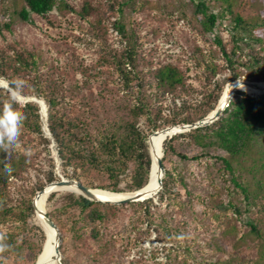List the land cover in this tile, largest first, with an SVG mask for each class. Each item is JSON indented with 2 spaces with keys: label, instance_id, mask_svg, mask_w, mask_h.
Wrapping results in <instances>:
<instances>
[{
  "label": "rangeland",
  "instance_id": "1",
  "mask_svg": "<svg viewBox=\"0 0 264 264\" xmlns=\"http://www.w3.org/2000/svg\"><path fill=\"white\" fill-rule=\"evenodd\" d=\"M197 1L56 0L46 15L30 13L24 20L18 14L24 0H0V24L10 25V30L2 27L0 58L8 56L14 62L22 54L37 63L32 70L7 69V74H0V89L20 105L37 101L42 124L40 134L20 128L11 149L5 150V145L0 153L1 160L26 163L24 170L9 178L12 204L28 199L34 191L32 202L37 188L50 183V175L89 182L91 188L112 185L102 170L88 164L61 165L48 129V105L35 96L36 91L58 98L60 111L80 131L87 126L120 134L125 122L132 121L129 105L140 94L126 92L114 57L131 48L142 78L148 80L151 70L170 63L184 76L185 89L161 92L152 87L144 92L151 103L147 114L135 119V128L150 136L154 125L165 124L173 115L181 113L198 121L212 89L231 82L232 69L216 44V35L227 51L238 49L239 79L256 81L264 74V47L253 38L264 37L263 33L237 31L234 38L228 28L230 12L250 21L264 18V0H204L209 10L222 15L212 33L202 28V16L195 11ZM202 61L216 64L217 73L199 66ZM8 75L18 90L10 86ZM205 132L204 144L189 134L176 137L170 142L174 151L164 156L166 135L161 173L165 186L152 198L149 215H144L142 206L127 203L97 204L79 215L70 203L83 194L68 188L47 193L44 209L61 231L62 264H264V134L255 137L245 154L233 157L218 146L211 130ZM92 141H83L84 149L92 148ZM145 155L146 160V149ZM222 157L230 160L232 171ZM135 166L132 162L121 177L118 191H133L138 181L148 179L146 162L138 175ZM96 212L103 220L94 217ZM32 221L44 234L43 248L47 237L36 208ZM4 229L19 231L15 225ZM30 252L24 250L26 260ZM4 260L14 263L11 258Z\"/></svg>",
  "mask_w": 264,
  "mask_h": 264
},
{
  "label": "trees",
  "instance_id": "2",
  "mask_svg": "<svg viewBox=\"0 0 264 264\" xmlns=\"http://www.w3.org/2000/svg\"><path fill=\"white\" fill-rule=\"evenodd\" d=\"M24 1L25 5L18 11V14L24 20L29 19L30 13L46 15L53 9L56 2V0ZM227 6L229 5L227 4ZM195 11L196 14L202 16L201 24L205 32L212 33L215 26L219 24L220 19L222 18L221 13L209 10V7L204 0L197 1ZM229 11L231 10L229 9ZM230 13L232 17L228 28L231 36L234 38H237V31L251 33V31L254 32V30H259L264 35V18L259 21H250L243 18L241 15L236 13L233 14L232 12ZM2 27L10 30V25L8 23H4L3 25L0 24V34H2ZM119 28L120 31H123L122 26H119ZM238 38L243 39L242 36ZM253 38L260 43V47H264V37ZM214 39L219 46L224 59L232 69L229 81L239 79L241 73L235 66L238 61L237 57H239L238 49L232 48L230 51H227L222 40L217 35ZM114 59L115 71H117L118 76L121 78L122 86L126 92L135 91L140 94L139 97L133 99V102L131 101L129 108L132 121L125 122L123 125V131L120 134H117L115 130H97L96 128L90 130L87 126L84 131H80L74 121L64 117V112H61L59 108L58 98L47 96L39 90L35 92V96L42 97L48 105V129L57 145L61 165L66 167L69 165L77 166L88 164L92 168L102 170L107 178L112 181V185L103 186L101 188L118 191L117 185L120 183L121 177L125 174L132 162L136 164V175L140 173V168L144 161L147 165V175L151 167V159L147 151L148 136L143 135L141 131L135 128V119L140 115L147 114L148 108L150 107L151 101L148 97H145L144 92L148 89H152V87L161 92L183 91V89H185V80L178 67L170 63L160 65L154 70H151V80L142 78L141 74L143 71L138 69L137 63H135V54L131 48H128L125 55L121 54L117 56V58L114 57ZM36 65L35 58H27L22 54H18L16 58H14V62L8 56H1L0 74H7V69H10L11 72H13V70L17 68L16 66H19L18 69L26 68L27 70H32ZM198 65L203 69L208 70L212 75H215L219 69L216 64L206 63V61H202V63H198ZM7 79L9 80L10 86L15 90H18V87L13 81V77L8 75ZM257 80H264V74L257 78ZM222 89L223 87L212 89L211 92L213 93L212 95H208L210 96V100L207 101L205 112L201 117H204L208 112L213 111ZM232 97L229 105L223 110L222 114L210 125L193 128L187 133H176L168 140H165L163 144L164 156L167 155L169 151H174L170 142L176 137L184 136L185 134L192 135L195 141L204 144V134L206 133V130H211L213 134L212 136L216 140L218 146L225 150L229 155L237 157L241 154H245L255 137L264 134V94L254 97L243 90H236ZM10 100L14 102L12 104L14 114L22 117V126L20 128L32 133H42L41 112L38 102L27 101L24 105H20L7 92H4L1 89L0 118H2L4 108L9 104ZM182 103L184 102L182 101ZM180 114L173 115L170 119H167L166 123L163 125H154L152 132L159 128L161 129L162 126L191 124L196 121L194 118L188 116L182 117ZM77 128L78 131L76 130ZM92 135H95V139ZM89 138L93 139L92 145L94 144V146L90 149H84L83 141ZM3 148L4 147H0V153ZM145 149L148 154V159L146 158V160ZM142 160L144 161L142 162ZM222 161L224 162L226 169L232 171L233 168L230 160L227 157H222ZM25 164L26 163L23 159H17L15 162L0 159V264H5L6 261L4 259L9 258L14 262L13 264H34L42 249L44 234L40 227L32 221L35 208L31 202V198L35 192L33 191L30 193L28 199L19 201L15 205L11 203L9 194L7 193L9 178L11 175L18 174V172L24 170ZM233 177L232 180H234L236 186L243 189ZM56 179H58L57 176L50 175L48 177L49 182ZM146 181L147 178L143 181H138L134 189L142 187ZM82 183L86 186L92 187L89 182ZM162 184L165 186L163 178ZM42 188L43 185L37 188V190ZM243 190L246 191V189ZM54 193L55 192H52L49 197L53 196ZM156 194L143 201H133L128 202L127 204L140 205L144 208V215H149V205L152 203V198ZM245 197H247V193L245 194ZM162 198L163 196H161L160 202L163 201ZM97 204L110 205L106 202L102 203L100 201L90 200L83 195L78 196L72 203H70L72 207H76L79 210V215L87 210H92L93 206ZM155 207H157V205H155ZM79 217L80 216L77 218ZM94 217L98 218L97 220L99 221L104 218L101 213L97 212L94 213ZM90 218L92 219L93 217ZM56 224L58 225L57 222ZM12 225H15L19 231L14 232L13 230L10 231L4 229L5 227ZM251 228L255 229V226L251 225ZM26 248L31 250L28 260L24 258L25 255L23 254Z\"/></svg>",
  "mask_w": 264,
  "mask_h": 264
},
{
  "label": "bare ground",
  "instance_id": "3",
  "mask_svg": "<svg viewBox=\"0 0 264 264\" xmlns=\"http://www.w3.org/2000/svg\"><path fill=\"white\" fill-rule=\"evenodd\" d=\"M261 85L264 86V82H262ZM239 89H242L243 91L249 94H257V93L264 92V91L254 89L252 87H249L243 84L239 86ZM234 90H236V88L232 87L231 82L226 84L218 100L217 106L218 107L225 106V101L228 98H230V96H232V93ZM42 105L44 106V104ZM209 115L211 114L209 113ZM171 134H173V132ZM171 134H167V135H171ZM165 137L166 135H163L159 132H153L150 136H148V139H147V151L151 159V169H150L148 179L145 182V184L148 182L145 189L154 190V193L152 195H154L161 187L158 179L162 171L159 168L158 160L159 158H162L163 156L162 155V143ZM66 188L80 192L74 185L66 187ZM54 189H60V188H54V187L50 188L48 186L44 189V191L39 192L34 197V206L38 210L40 216L42 217L43 230L47 237V244H46V247L44 248V253L42 256L44 259V264H59L58 256L55 251L56 243H57L56 231L52 226H50L46 222L42 214V211H45L44 209L45 196L47 193H49L50 191ZM133 191H112V190L102 189V188H92V192L94 193V196L103 201H106V200L114 201L116 199H120L132 193Z\"/></svg>",
  "mask_w": 264,
  "mask_h": 264
},
{
  "label": "water",
  "instance_id": "4",
  "mask_svg": "<svg viewBox=\"0 0 264 264\" xmlns=\"http://www.w3.org/2000/svg\"><path fill=\"white\" fill-rule=\"evenodd\" d=\"M261 81H255V80H247V79H236L235 81H231V85L232 87H235L236 90H242L239 89V86L241 84L252 87L254 89L260 90V91H264V86L261 85ZM235 90V91H236ZM231 99H227L225 101V106H221L218 107L216 106L213 111L210 113L211 115L207 114L204 117H202L201 119H199L198 121L191 123V124H176V125H171V126H166L163 127L161 129H157L153 132H159L163 135H167V134H171L173 132V134L169 135L168 138H170L172 135L176 134L175 132L178 131V133L190 130L191 128H197L200 126H206L211 124L212 122H214L215 120L218 119V117L222 114L223 110L229 105ZM45 106V104H44ZM46 108V107H45ZM158 164H159V168L160 170L164 173V167L162 164V158H159L158 160ZM160 185L162 186V177L161 175L159 176L158 179ZM51 184V185H49ZM148 182L146 184H144L142 187L136 189L135 191H133L132 193L120 198V199H116L114 201H103L101 199H98L94 196V193L92 192V188L88 187L86 185H84L80 180L78 179H68V178H64V177H60L50 183H48L46 186L54 187V188H66L69 186L74 185L81 194H83L86 198L93 200V201H102V202H108V203H114V204H122V203H128V202H133V201H143L145 199L151 198V195L154 193V190H147L145 189L147 186ZM45 186V187H46ZM44 188L40 189L35 195H37L39 192L44 191ZM59 190V189H56ZM54 190V191H56ZM32 203L34 204V199H32ZM43 217L45 218L46 222L52 226L55 231H56V248L55 251L57 253L58 256V260H59V264H62L61 262V250H60V232L59 229L56 225V223L50 218V216L47 214L46 211H42ZM47 241V240H46ZM45 241V243H46ZM44 243V246H45ZM44 246L41 249L39 255L37 256L34 264H44V259H43V253H44Z\"/></svg>",
  "mask_w": 264,
  "mask_h": 264
},
{
  "label": "clouds",
  "instance_id": "5",
  "mask_svg": "<svg viewBox=\"0 0 264 264\" xmlns=\"http://www.w3.org/2000/svg\"><path fill=\"white\" fill-rule=\"evenodd\" d=\"M13 103V101H9V104L4 108L2 118H0V147L6 145L5 150L11 149L22 126V117L14 114Z\"/></svg>",
  "mask_w": 264,
  "mask_h": 264
}]
</instances>
